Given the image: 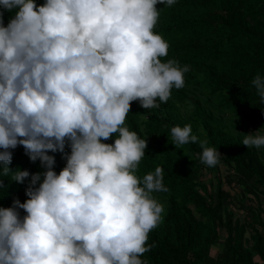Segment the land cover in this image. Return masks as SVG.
I'll list each match as a JSON object with an SVG mask.
<instances>
[{
	"label": "clouds",
	"instance_id": "9594fccd",
	"mask_svg": "<svg viewBox=\"0 0 264 264\" xmlns=\"http://www.w3.org/2000/svg\"><path fill=\"white\" fill-rule=\"evenodd\" d=\"M158 3L174 0H0V162L8 173L10 149L23 145L46 169L31 174L23 203L0 206V264H147L164 211L153 193L168 188L159 165L136 174L147 140L125 120L131 101L166 102L190 67L161 59ZM4 10H15L7 25ZM252 84L264 100V76ZM259 129L242 144L264 146ZM170 132L175 145L199 141L206 165L219 162L191 124ZM48 150L66 158L58 174ZM11 175L23 183L30 173Z\"/></svg>",
	"mask_w": 264,
	"mask_h": 264
},
{
	"label": "trees",
	"instance_id": "16d2710c",
	"mask_svg": "<svg viewBox=\"0 0 264 264\" xmlns=\"http://www.w3.org/2000/svg\"><path fill=\"white\" fill-rule=\"evenodd\" d=\"M45 0H36L43 4ZM154 31L169 43L162 60L189 65L185 84L173 88L166 102L143 108L130 102L125 124L146 138L145 155L136 174L163 169L168 191L154 192L163 204L162 219L149 232L151 248L142 254L147 264H264V146L242 144L245 134H264V100L252 80L264 76V0H174L157 4ZM14 11H3L4 24ZM191 124L192 132L221 156L215 166L200 159L199 141L175 145L170 129ZM112 134L101 138L114 143ZM3 149H0L2 151ZM12 151L9 172L0 162V206L23 203L31 174L46 169L32 161L23 145ZM65 152L71 151L66 144ZM57 174L66 165L60 151L52 152ZM28 170L24 182L11 173ZM228 171L227 191L221 177ZM207 174H214L205 180ZM243 210L242 219L235 215ZM21 215L26 214L19 209ZM218 248L213 253V246ZM255 255L260 260L255 259Z\"/></svg>",
	"mask_w": 264,
	"mask_h": 264
},
{
	"label": "rangeland",
	"instance_id": "374dc122",
	"mask_svg": "<svg viewBox=\"0 0 264 264\" xmlns=\"http://www.w3.org/2000/svg\"><path fill=\"white\" fill-rule=\"evenodd\" d=\"M212 175H214V174H212ZM212 175H211V174H207V175L204 177V179H205V180L210 179V178L212 177ZM221 177H222V178L224 179V181H225L224 184H223V186H224V188H225L227 191H229L232 195H237V194H239L238 192L236 193L235 190H233V188H231V187L229 186L230 178L228 177V171H227V169H225V168L222 169ZM237 209H239V210L236 211V214H235V215H239V216L243 219V218L245 217L246 214L244 213L243 210H240L239 207H237ZM217 248H218V246H217V245H214V246H213V250H212V252L214 253V252L216 251ZM255 259H256V260H260L259 257H258L257 255H255Z\"/></svg>",
	"mask_w": 264,
	"mask_h": 264
}]
</instances>
